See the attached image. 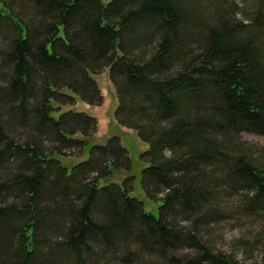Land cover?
I'll return each instance as SVG.
<instances>
[{"label":"trees","instance_id":"16d2710c","mask_svg":"<svg viewBox=\"0 0 264 264\" xmlns=\"http://www.w3.org/2000/svg\"><path fill=\"white\" fill-rule=\"evenodd\" d=\"M104 69L158 216L134 175L106 182L132 167L118 136L90 145L96 117L52 115L102 104ZM245 132L264 135V0H0V264H240L215 243L264 216V147Z\"/></svg>","mask_w":264,"mask_h":264},{"label":"rangeland","instance_id":"374dc122","mask_svg":"<svg viewBox=\"0 0 264 264\" xmlns=\"http://www.w3.org/2000/svg\"><path fill=\"white\" fill-rule=\"evenodd\" d=\"M94 77L104 96L102 104L91 106L78 99L75 105H61L60 108H56L53 110L52 115L58 118L63 111L76 110L84 111L96 117L98 119V129L93 133L90 145L106 144L110 137L118 136L123 146L129 152L132 167L127 171H115L106 182H117L121 184L126 177L134 175L135 178H130L127 182L130 194L143 201L144 208L147 212L158 216L163 200L150 198L141 182L142 170L148 165L141 158V153L148 148V145L141 140L135 130L122 126L117 122L115 114L118 106V98L110 80L109 70L104 69V71ZM55 106L57 107L58 104L55 103ZM243 137L250 142H255L259 146L264 147V135L245 132ZM63 153L66 156H62L60 159L71 170L74 164L88 158L89 147L83 153L79 148L68 149ZM103 181L101 183H104ZM243 221L240 224L236 221H230V223L221 225L222 229H218L217 234L223 236L224 239L220 243H215V245L223 251L234 255L240 264H264V251L260 243H255V241H259L256 240L259 236L264 240V216L252 217ZM243 241H250L251 246L247 247Z\"/></svg>","mask_w":264,"mask_h":264}]
</instances>
